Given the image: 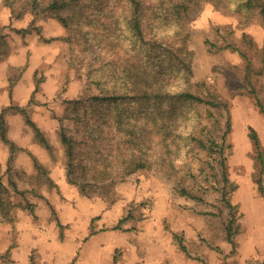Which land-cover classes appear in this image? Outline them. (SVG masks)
Here are the masks:
<instances>
[{"label":"rangeland","instance_id":"1","mask_svg":"<svg viewBox=\"0 0 264 264\" xmlns=\"http://www.w3.org/2000/svg\"><path fill=\"white\" fill-rule=\"evenodd\" d=\"M234 2L146 1L145 36L155 45L123 63L130 78L187 87L212 104L183 106L186 121L171 165L156 157L104 198L80 194L64 176L57 130L60 121L71 129L67 101L86 84L81 66L69 65L67 28L28 0L0 1V111L16 146L11 153L0 139V264H113V257L116 264H264V164L261 170L249 138L253 128L264 163V113L250 93L264 109V16ZM81 47L84 62L95 56L91 43ZM240 52L250 62L249 82ZM12 105L26 109L48 149ZM227 118L221 155L187 145L188 134L221 143ZM181 184L193 197L179 192ZM173 233L182 236L187 253Z\"/></svg>","mask_w":264,"mask_h":264},{"label":"trees","instance_id":"2","mask_svg":"<svg viewBox=\"0 0 264 264\" xmlns=\"http://www.w3.org/2000/svg\"><path fill=\"white\" fill-rule=\"evenodd\" d=\"M28 1L35 11L49 10L67 28L69 65L81 66L80 70L86 76L81 95L67 101L64 119L72 122L71 129L60 121L57 130L63 146V169L67 182L76 186L82 195L96 192L105 198L107 190L135 170L151 167L156 157L164 160L166 165H171L180 146L177 131L186 121L183 106L208 102L212 104V101L187 87L163 86L144 76L136 81L130 78L123 63L127 62L134 51L155 45L145 36L147 7L144 9V5L147 0H48L45 5L41 0ZM234 3L236 9L239 6L256 8L257 13L264 16V0H235ZM89 43L93 45V50L95 48V56L84 62L81 46ZM4 45L5 35L0 27V52ZM240 54L245 60V79L249 82L250 62L244 53ZM119 69H123L122 75L119 74ZM250 93L259 110L264 113L255 91L251 89ZM213 98L216 99L217 96L213 95ZM8 108L23 116L25 122L33 128L35 138L48 149V142L29 118L26 109L14 105ZM4 111L5 109L0 111V139L12 153L16 146L6 137ZM228 128L227 118L221 143L213 137L188 134L187 145L195 144L200 149L216 150L221 155ZM249 138L262 170L263 153L253 128H250ZM10 160L11 154L8 156V161ZM32 160L38 167L37 160L34 157ZM222 161L223 167L224 159ZM222 180L227 183L225 174ZM256 183L258 190L262 192L260 178ZM179 192L193 197L191 190L182 184ZM221 198L228 209L232 210L234 205L227 198L224 189ZM0 206L4 208L1 200ZM127 218L128 216L120 218L119 224ZM57 224L61 226L59 222ZM226 229L231 241L230 222ZM172 236L178 248L187 253L182 236L177 233ZM113 264H116V257H113Z\"/></svg>","mask_w":264,"mask_h":264}]
</instances>
